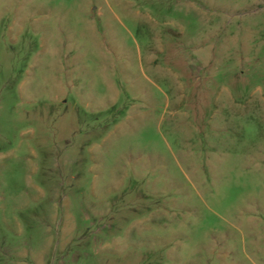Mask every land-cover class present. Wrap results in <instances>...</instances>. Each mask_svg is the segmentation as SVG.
I'll use <instances>...</instances> for the list:
<instances>
[{"label": "rangeland", "instance_id": "1", "mask_svg": "<svg viewBox=\"0 0 264 264\" xmlns=\"http://www.w3.org/2000/svg\"><path fill=\"white\" fill-rule=\"evenodd\" d=\"M0 264H264V0H0Z\"/></svg>", "mask_w": 264, "mask_h": 264}]
</instances>
